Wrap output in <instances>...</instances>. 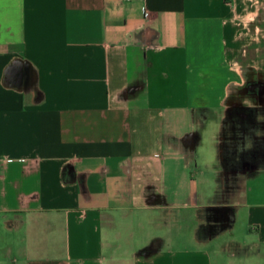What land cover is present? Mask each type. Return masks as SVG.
Listing matches in <instances>:
<instances>
[{"label":"crops","instance_id":"0c3cea01","mask_svg":"<svg viewBox=\"0 0 264 264\" xmlns=\"http://www.w3.org/2000/svg\"><path fill=\"white\" fill-rule=\"evenodd\" d=\"M0 264H264V0H0Z\"/></svg>","mask_w":264,"mask_h":264},{"label":"rangeland","instance_id":"374dc122","mask_svg":"<svg viewBox=\"0 0 264 264\" xmlns=\"http://www.w3.org/2000/svg\"><path fill=\"white\" fill-rule=\"evenodd\" d=\"M252 80H248L247 83L240 87L238 93L236 95L230 96V99L227 101L229 104H233L235 106H243L246 104H258L263 101V95L256 94L257 86L252 85Z\"/></svg>","mask_w":264,"mask_h":264},{"label":"built area","instance_id":"2783aa9c","mask_svg":"<svg viewBox=\"0 0 264 264\" xmlns=\"http://www.w3.org/2000/svg\"><path fill=\"white\" fill-rule=\"evenodd\" d=\"M126 1H132V0H126Z\"/></svg>","mask_w":264,"mask_h":264}]
</instances>
